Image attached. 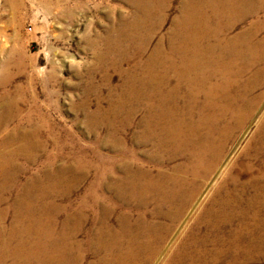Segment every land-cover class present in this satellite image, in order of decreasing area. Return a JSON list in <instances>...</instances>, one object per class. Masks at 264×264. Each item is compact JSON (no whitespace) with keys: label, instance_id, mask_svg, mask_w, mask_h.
I'll list each match as a JSON object with an SVG mask.
<instances>
[{"label":"bare ground","instance_id":"obj_1","mask_svg":"<svg viewBox=\"0 0 264 264\" xmlns=\"http://www.w3.org/2000/svg\"><path fill=\"white\" fill-rule=\"evenodd\" d=\"M131 1L133 10L114 29L110 46L111 51L119 55L120 62L130 58L137 60L134 73L128 77L125 95L112 113L123 110V124L129 125L136 118V112H144L139 119L143 130L138 141L145 143L153 138L159 147L170 142L168 145L177 152H189L192 161L180 169L189 170L192 176L202 175L218 159L232 130L250 113L252 100L249 94L255 86L254 79L242 82L237 92L234 84L242 74L264 60V38L256 37L264 22L257 20L240 33L230 35V32L239 22L264 9V0H184L181 13L174 18L168 31L159 35L149 52V46L167 19L172 0ZM146 52L149 54L142 59ZM261 71L264 73V69ZM254 75L257 76L258 72ZM200 97L205 99L204 103H198ZM196 108L199 109L197 112ZM20 115L18 107L7 106L0 112V133L4 124L8 123L9 127V123L14 122V126L0 138V193L10 189L12 183L19 186L18 194L12 198L14 218L7 231L9 241L0 240V264H5L10 255L14 257L10 264H78L85 257L82 251L93 249L106 252L97 264H144L140 254L134 255L138 248L129 247L117 252L120 245L125 249L133 237L123 241L119 237L124 229L110 230L105 225L112 208L108 203L123 201L127 196L142 198L150 191L148 181L140 179L141 168L134 174H127L124 169V173L115 179L109 180L107 176V182L97 168L90 195L82 196L74 211L75 216L69 217L68 214L59 223L56 215L63 206L47 200L49 192L56 196L70 193L78 185L76 177L65 178L56 169L57 172L46 170L48 183L37 176L20 179L25 167L17 160L29 156V149L37 148L29 129H23L20 124L23 122ZM24 122H29L28 116ZM115 122L116 118L110 119L111 127L117 126ZM27 126L29 128V124ZM258 129L252 139L253 146L248 144L244 153L253 149L264 156V117ZM14 141L20 144L12 150ZM171 179L172 183L162 181L153 188H157L159 201L179 207L191 195L188 192L195 184L184 176ZM230 181L234 186H230ZM248 183L255 192L245 196ZM248 183L241 184L233 175L229 181L225 178L216 188L215 196L196 216L199 222L209 218L214 230L237 217L242 219L239 227L227 237L212 239L216 244L228 242L227 246L232 245L228 248L235 251L231 264L242 255L245 259L253 258L255 254L264 255V174L259 178L252 176ZM61 185L62 191L59 192ZM239 185L243 187L242 191L237 190ZM133 187L137 190H129ZM108 188L115 192L116 198L106 195ZM2 196L0 194V204L5 200ZM37 202H41L40 207L35 205ZM6 215L7 211L0 209V237L5 230ZM89 216L90 226L85 230L84 222ZM166 216L172 218L174 214L167 213ZM97 222L105 225L102 230L97 229ZM150 226L144 228L138 241L141 253H153L156 242L164 234ZM129 229L126 225L128 234ZM242 229L249 232L248 236L239 234ZM84 230L86 240L83 242L77 236ZM17 236L20 237L11 248L10 241ZM202 237L181 240L163 264L218 263L216 260L225 249L215 246L210 252L205 246L206 238ZM24 246L25 250H22ZM208 252L213 257L211 261L206 259Z\"/></svg>","mask_w":264,"mask_h":264},{"label":"rangeland","instance_id":"obj_2","mask_svg":"<svg viewBox=\"0 0 264 264\" xmlns=\"http://www.w3.org/2000/svg\"><path fill=\"white\" fill-rule=\"evenodd\" d=\"M183 1H171L167 19L148 52L159 35L165 34L174 18L181 13ZM132 3L131 0H0V112L7 106L20 108L23 122L19 123L23 129H29L30 138L37 145L36 149H29V156L17 160L25 167L20 179L37 176L48 183L46 170H60L69 179L76 177L78 185L70 193L56 196L46 188L50 193L47 200L63 206L56 215L60 223L68 214L73 217L82 196L90 195V185L96 180L98 169L107 182L108 177L110 180L121 176L124 169L127 174H134L141 168V181H148L151 185L148 194L138 199L127 196L123 201L108 203L112 208L105 225L110 230L124 229L119 237L123 241L133 237L125 249L120 245L117 252L129 247L138 248L134 255L140 254L144 264H163L181 240L203 236L210 252L215 246L225 249L216 264H231L235 251L228 248L232 245L227 246L228 242L216 244L212 239L215 236L227 237L239 227L242 219L237 217L214 230L209 218L199 222L196 216L215 196L216 188L225 178L229 181L233 175L244 184L250 182L252 176L259 178L264 174V156L253 149L244 153L247 145H252L253 136L264 117V73L261 71L264 60L242 74L234 84L237 92L242 82L254 79L255 86L249 94L252 107L248 118L232 130L220 156L209 170L192 176L189 170L180 169L192 161L189 152H177L168 145L170 142L159 147L153 138L145 143L138 141L143 130L139 119L144 112H136V118L129 125L123 124V110L112 113L125 95L128 77L134 73L137 60L130 58L120 62L119 55L113 53L110 46L114 29L131 14ZM258 13L239 22L230 35L240 33L257 20L264 22V9ZM256 37L264 38V26ZM148 52L141 58H146ZM255 72H258L257 76ZM204 100L200 97L198 103H204ZM198 110L195 109L196 112ZM26 116L29 117L28 123L24 122ZM112 118H116L117 126L109 124ZM4 125L0 138L14 126V122L9 123L10 128L8 123ZM19 144V141H14L12 150ZM175 176H184L195 184L193 189H189L188 194L191 195L179 207L159 201L157 188H153L162 181L172 183L171 178ZM229 184L234 186L231 181ZM237 188L238 191L243 189L241 185ZM108 189L106 195L116 198L115 192ZM244 190L245 196L255 192L249 183ZM18 191L19 186L12 183L10 189L0 193L5 198L0 209L7 211L1 241H9L7 231L14 218L12 198ZM35 205L40 207L41 202ZM167 213L174 216L169 218ZM89 218L84 222L85 230L90 226ZM58 222L57 227L60 225ZM250 223L249 226L252 225ZM105 225L97 222L96 227L102 230ZM126 225L130 227L129 234L125 231ZM149 226L164 234L157 238L162 239L156 242L155 251L146 252V258L145 251L140 252L138 241L144 228ZM85 230L77 236L83 242L86 240ZM248 233L245 229L239 231L242 237ZM19 237L10 241L11 248L15 247ZM82 255L85 257L78 264H97L106 252L83 250ZM211 257L208 252L206 259L211 261ZM13 258V255L8 256L4 263L10 264ZM233 264H264V255L255 254L251 259L242 255Z\"/></svg>","mask_w":264,"mask_h":264},{"label":"built area","instance_id":"obj_3","mask_svg":"<svg viewBox=\"0 0 264 264\" xmlns=\"http://www.w3.org/2000/svg\"><path fill=\"white\" fill-rule=\"evenodd\" d=\"M29 29H30V27H29Z\"/></svg>","mask_w":264,"mask_h":264}]
</instances>
